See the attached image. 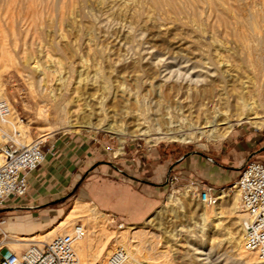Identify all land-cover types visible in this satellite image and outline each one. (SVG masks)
I'll return each instance as SVG.
<instances>
[{"label":"bare ground","instance_id":"bare-ground-1","mask_svg":"<svg viewBox=\"0 0 264 264\" xmlns=\"http://www.w3.org/2000/svg\"><path fill=\"white\" fill-rule=\"evenodd\" d=\"M17 1L20 3V8L18 9H21L22 18L27 25L29 23L25 15L31 11L33 24L36 27L38 25L42 26L45 23L43 22V14L45 11L49 13L52 10L57 12L55 24L59 25L61 21H64L65 25L75 26V23L77 24L76 21L79 20L77 17L82 15L65 14L66 10L69 12L76 6L81 11V8H84L87 2L92 0H57V3L49 5L50 8L45 3L47 1L44 0ZM17 1L16 4L18 5ZM197 1L202 3L200 6H202V10L207 11V14L208 11L211 13V9L214 8L216 11L214 12L213 10V12L216 14L218 11L220 17L224 16L223 10L225 13V9L227 10L228 6L229 9L233 7L231 5L238 6V9L245 8L246 13L243 11L244 14L242 12L239 13L238 10V13L231 16L234 26L231 25L232 29L224 27L220 32L227 34L231 30L234 37L240 40L243 46L248 47V52H251L253 49V47H250L253 44L251 43L253 40L252 36L256 35L258 31L264 30V0H256L254 2L260 8L255 7L253 1L248 0H230L231 2L228 0H113V5L111 6L112 18H121L128 23V26H135V28L137 27L138 30H141L142 34H145L143 33L144 30L148 31L147 40L150 43L156 41L159 44L180 46L185 42L186 37H188L190 40H197L203 44L201 48L205 56L202 55L204 57L190 61L191 59L175 56L165 58L159 54V51L153 57L152 54L146 57L142 55L106 57L100 51L97 57L87 59L82 57L79 48L78 52L80 54L78 56H80L82 68L74 70L73 64L71 63L69 65V69L74 70L76 76L74 80L75 85L71 88L74 89L77 84L81 83L89 91L79 98L81 102L72 104L73 108L66 115L67 120L65 126L83 125L90 129L115 133L120 138V142H122L124 135L128 133L125 132L124 127L122 128V124H124L127 128L133 127L129 130L132 136H143L147 137L148 140H181L190 142L202 136L209 140L223 138L240 121H249L253 125L264 123V119H261L264 115L259 114L257 109H255V103L249 99V92L252 86L246 76L249 74L245 72L246 66L241 63L242 59L239 60L236 54L231 56L230 61L227 57V60L221 58L220 50L223 46V39L218 38L219 31L215 29L217 27H213V22L201 26L198 20H196L198 22H193V20L190 22L188 19H185L184 13L186 14L187 12H194L195 10L201 9H195L198 3L196 4L197 6L194 3ZM12 2L13 0H0V4H3V7H8ZM4 9L6 10L7 8ZM207 14V19H209L210 14ZM200 15L203 16L202 13ZM200 15L197 17H200ZM192 17L190 16V19ZM215 17L216 15L213 18ZM94 18L98 21L97 17L94 16ZM58 28L56 26L50 36L48 35L51 42L57 46L59 52H63L62 54L64 52L66 53L65 50L76 53L77 51L72 46L73 40L82 43L81 37L83 36H74L66 33L61 34ZM36 30L37 28H35ZM207 31H209V35L206 34ZM35 35H37V38L47 36L43 31L38 30ZM45 39L49 40L48 38ZM114 40L116 39L114 38ZM259 43L260 45L264 44V34L262 33L259 35ZM143 48V46L137 44L129 49L140 51ZM254 48L256 49V47ZM251 57H255V60L251 61ZM251 57L248 59L249 62H246H248V65H251L250 67H256L254 71L252 68L249 70L250 73L251 69L255 73V69L258 67L259 54H254ZM7 60L11 59L9 58ZM260 62L261 60L259 64ZM14 64L20 73L25 71L29 72L31 68L33 69L36 66L35 64L30 65V62L23 61ZM259 67L262 70L261 66ZM81 71L86 72L84 77H81ZM248 76L251 78L250 75ZM147 77H150V79ZM251 81L254 83L253 80ZM142 90L151 91L152 96L149 98L144 97L145 95L143 96L141 93ZM182 93L189 94V98L187 99L183 96L185 99L184 103L181 100ZM0 98L5 99L4 85L1 79ZM163 101L166 103L173 102L174 105H179V113L175 111L180 115V121L177 124L172 125V122L176 121L173 120L172 114H168L165 117L160 113L162 110L157 111ZM149 105L152 108L153 106L155 107L153 108V113L148 111ZM84 117L89 118L84 124L77 121ZM92 119L93 121H91ZM180 123L183 125H180ZM54 129L53 127H49L44 134L50 133ZM5 130L12 133L9 137L19 145H27L31 142H26L28 137L27 127L21 124L17 112L11 109V105L9 115L0 118V131ZM121 146L120 143L117 151L121 149ZM1 161L0 157V164ZM186 186L180 195L192 194V189H194L193 185ZM223 196L222 192L218 194V202L215 205L203 204L197 214L198 220H191L190 223L180 225L175 230L163 228L165 225H162L163 223L158 226L155 224L158 227V232H160L158 234L130 224L125 226L119 225L118 231L116 230L117 232L114 233L104 226L103 222L105 220L103 221V213L96 216L94 206L89 207V204L85 201L74 200L61 220L43 233L40 240H46L53 233L56 235H60L63 232H66L63 234L71 233L73 227L78 224L81 225L84 233L73 242L77 264H105V262L107 264V257L111 249H108L106 252L108 254L106 260H104L102 254L104 253L106 242L110 237H113L111 247L120 246L126 250L128 254L126 264H143L142 259L145 264H171L168 250H159L157 246L160 239L167 243L166 245L170 247L169 250L174 253V258L180 259V261H184L190 256L187 250L181 253L178 246L182 245L181 241L190 244L194 259L192 262L188 261L187 264H190V262L191 264L193 262L198 264H217L213 257L217 252L214 249V245L224 244L229 247L231 252V260L228 264H264V258H261L256 251L248 250L244 247L243 221L245 213L241 209L239 211L234 208L233 200H235V197H232V201H230L229 199H224ZM165 199V204L168 206L176 205L183 207L182 199L176 195L169 194ZM223 201L231 205L229 213L234 214L233 217L236 218L232 222L241 223L239 229L224 226L223 218H226V216L222 209ZM75 217H82L83 222H87L89 226L84 229V225L77 222L75 224L73 223L71 229H69L68 226ZM218 236L219 238H217ZM190 237H194L195 240L191 241ZM208 238L210 239V243L207 242ZM19 239L26 241L27 237H20ZM14 243L8 242L7 245H17ZM26 244L25 242L22 245ZM20 253L15 254L19 255Z\"/></svg>","mask_w":264,"mask_h":264},{"label":"rangeland","instance_id":"rangeland-1","mask_svg":"<svg viewBox=\"0 0 264 264\" xmlns=\"http://www.w3.org/2000/svg\"><path fill=\"white\" fill-rule=\"evenodd\" d=\"M16 1L17 0H13L11 5H9L8 7L5 6L3 7V4H0V79L4 85L5 99L11 105V109H14L17 112V116L19 117L21 124L27 127L28 137L26 142L29 143L34 139H41L45 142L47 138H52V137L55 138L80 137L81 139L85 140V142L89 143V145L92 146L93 149H95V152L100 153L98 154V157L101 158H98L99 160H97V162L90 164L89 168L82 175L78 187L72 192L71 199L64 201V204H62L61 207H63V209L58 213L56 220L54 222L50 223V225L46 226L45 228H42L40 230L34 231L29 234L17 233L13 230L14 228H12V226L11 228H9L10 225L9 227H6L7 226L6 223L0 229L3 231V233H5V235H3L0 232V238H2V244L8 242L21 243L23 241L19 239L20 237L21 238L27 237V240L25 241L27 244L30 243L31 241H49L56 234L55 233L51 234L49 238H46V240H40L42 238L41 237L42 234L48 231L52 226L56 225L61 220L64 214H66L73 200L76 198L77 200L87 202L89 204L88 205L89 207L94 206L95 209L94 212L96 216H99L100 214L103 213L104 214L103 221L105 220L103 222L104 226L106 228H109L114 233L118 231L119 225L125 226L127 224H130V225H135L138 228H142V229L144 228V230L153 232L154 234H158L160 233L158 232V227H157L159 224L162 223H163L162 225L165 224L163 228L167 230H175L178 227H180V225L190 223L191 220L192 221L195 219L198 220L197 214L199 213L203 203L199 201L195 197V195L193 196V194L188 193L185 196L180 195L184 191L185 187H187L185 185L187 184V182L184 184L176 183L173 187L172 186L169 187V189H167L165 193L159 195L144 194L138 191L139 189L138 188L136 192L134 191L136 195L134 201V203H136V209L135 210L130 209L129 206L127 205L129 200H127L126 198H128L129 197L128 194H132L133 191L127 187V182L123 181V180L125 181L127 180L126 177L123 178L122 172L117 170V168L123 170V166L119 164L122 163V160L120 159L130 158L131 156L129 153L131 151H134L135 149H137V154H139L141 152L145 153L146 151H149L153 148H157L159 150L164 149L163 151H166L167 154H170L172 160L178 158L184 152H190L201 156L206 154H213L215 156H212V158L214 160L223 163L224 165L229 164L231 161H233L234 158L235 165H238L235 168V175L237 176L238 175L237 171H239V168L248 158H244V155L242 153H232V157L233 156L234 157L232 158L231 155H229L228 157L227 152H229L231 148V145L229 144L230 139L231 141H234L239 139H247V138L250 139L251 137H259L261 140H264V123H261L260 125H255V124L253 125V123H250L249 121H240L237 124H235L232 127V129L223 138L209 140L206 137L202 136L190 142H184L181 140H156V139L148 140L147 137L132 136L130 135L129 130H131L133 127L127 128L125 127L124 124H122V128L124 127L125 132L128 133L124 135L123 141L120 142V138L115 133H109L104 130L90 129L83 125L65 126V122L67 120L66 115L73 108L72 104H74L75 102H81V99L79 98L85 95L86 92L89 91L81 83L77 84L76 88L74 89L71 88L73 87V85H75L74 80L76 79V76L74 70L75 69L78 70L82 68L80 62V56H78V54L81 53L82 57L87 59L92 57H97L100 51L106 57L138 56V55H142L146 57V56H151V54L153 57L155 56L156 52L160 51L159 54L165 58H170L175 56L178 58L191 59L190 61H193V60H197L199 57L202 58L205 56V53L201 48L203 44H201V42L197 40L194 41L190 40V38L188 37H186L184 42L187 45L183 43L180 46H174V45L170 46L167 44H161V43L159 44V42L156 41L150 43L147 40L148 31L144 30L143 33L145 34H142L141 30H138L137 27L135 28V26H131V25L130 28V26H128V23L122 20L121 18L118 17L116 19L112 18L113 14H112L111 6L113 5V0L88 1L85 7L81 8L83 10V11L81 10L82 12L79 11L76 6H74V8L69 12L68 10H66L65 14L70 13L76 16L78 14L82 15L80 17L79 16L77 17V19L79 20L76 21L77 24L75 23V26L65 25L64 21H61L59 25L55 24L57 12H55L54 10L50 11L49 9L50 11V12L48 11L49 13H46L45 11V13L43 14V22L45 23H43L42 26L38 25L36 27L33 24V20H32L33 15L31 14L32 12L29 11V14L27 12V14L25 15L26 16L25 18L29 23L27 25L25 20L22 18V11L20 12L21 9L20 10L18 9L20 8V3L19 1H17L18 3L17 5ZM44 1H47L45 3H47L48 6L52 5V3H57V0H51V1L44 0ZM228 1L231 2L230 0ZM248 1H253V3L256 2V0L255 1L248 0ZM194 4L195 5L197 4L199 6L198 7L196 5L197 7L195 9L202 7L200 6L202 5L200 1H197ZM253 5L257 8H260L257 5V3H254ZM231 6H233L232 7L233 9L232 8L229 9L228 6L227 8L228 11L225 9V13H224L223 10V15H224L223 17H220L218 11L215 14L214 12L216 10L214 8L211 9V13L210 11H208V14H210L209 19H207L206 16L207 11L202 10V8L198 9L201 11L195 10L194 12H187L186 14L184 13L183 15L185 19H188V21L190 22H192V20L193 22L199 21L198 23H200L201 26H204L209 22L211 23L213 22L212 23L213 27L214 28L217 27L215 29L219 31L218 38L223 39V40L221 39L223 41V46L222 49L220 50L221 58L224 60L225 59L227 60V58H229L228 60L230 61L231 56L233 54H236L239 57V60L242 59L241 63L246 66L245 72L246 73L248 72L249 74L248 73L247 74L251 76V78H249V76L246 75L247 79L249 80L251 86L252 87L254 86V88L251 87V90L249 92V97H250L249 99L255 103L256 106L255 109H257L259 114L264 115V102H262L264 101V47H262L264 46V44L260 45L259 43V35L261 33L264 34V30L258 31L257 34L254 35L256 37L252 36L253 40L251 41V43L253 44L252 46H250L253 47L254 49L251 50L252 53L248 52L249 51L248 47L243 46L240 40L234 37L231 30H229L227 34L220 32V30L224 27L232 29L233 24H232L231 16L235 13H238V10L239 13L242 11L246 13L245 8L238 9L237 8L238 6L236 5H231ZM4 8L7 9L5 10ZM243 12L242 14H244ZM201 13L203 16L200 15ZM197 14L200 15V17H197L198 16ZM44 15H45V19H44ZM185 15L187 16V18ZM189 15L191 17L194 15V17L190 19ZM213 15L214 16L216 15V17L213 18L214 17ZM94 16L98 18V21H96ZM197 18H199L200 20ZM185 19L183 18V20ZM39 26L41 27L39 28ZM56 26L59 27L58 30L61 31V34L66 33L70 35L72 34L74 36H79V35L80 37L83 36L81 37L82 43L73 40L72 46L77 51L76 53H72L70 51L67 52V50H65L66 53L64 52L65 54L64 55L62 54L63 52H59L57 46L53 42H51L48 35L50 36V34L53 32ZM120 26L123 28H121ZM71 27L72 28L75 27V28L72 29ZM35 28H37L38 31H43L47 36L42 38H37V35H35L37 30L35 31ZM76 28L79 31H77ZM207 30L209 29L207 28ZM206 34L209 35V31H207ZM110 36H112V38H110ZM45 38H48L49 40ZM114 38L116 40H114ZM137 44H140L144 48L140 51H133L129 49L130 47L135 46ZM254 47H256V49ZM79 48H80V53L78 52ZM241 49L242 51H240ZM246 54H248L249 56ZM250 54L252 55L259 54V61L261 60L260 64L259 61L257 60L258 70L255 69L256 74L253 72L254 68L256 67L254 66L250 67L251 65L247 64L249 62L248 59H250V57L252 56ZM9 58L11 60H7ZM252 60L254 61L255 57H251V61ZM19 61L30 62V65L35 64L36 66L33 69L31 68L30 69L31 71L29 72L25 71L23 73H20L17 71L16 66L14 64ZM71 63L73 64L74 70L69 69L70 68L69 65ZM6 64H7V68H6ZM259 66H261L262 70L259 69L260 68ZM250 68L253 69V71L251 69V73L249 71ZM38 69L39 71H37ZM81 72H82L81 77H84L86 75V72L83 71ZM147 78L150 79V77ZM251 80H253L254 83ZM62 82L65 83L62 84ZM144 91L145 90L141 91L142 95L143 96L145 95L144 97L149 98L152 96L151 91H145V92ZM188 95L189 94L182 93L181 100L183 101V103L185 102L184 101L185 99L189 98ZM183 96L185 97V99ZM149 106L150 109L148 108V111H151V113H153L154 111L153 108L155 107L153 106L152 108L151 105ZM111 108H115V107H111ZM160 110L164 112L163 113L161 111L160 113L165 117L168 116V114H172L173 120L174 121L176 120L175 122H172V125H175L180 121L179 120L180 115L178 114L179 113L178 104L174 105L173 102L166 103L165 101H163L162 104L159 105L157 111ZM175 111L178 113H176ZM88 119L89 118L84 117L82 119H78L77 121H80L81 124H84V122H86ZM261 119H264V117H262ZM91 121H93V119ZM117 123L119 122L117 121ZM180 125L183 124L180 123ZM47 127L48 128L53 127L55 129L52 130L50 133L44 134L45 131H47L48 129ZM2 132L3 133L5 132V134H3ZM2 132L0 131V144L8 141L10 139L9 135L11 136L12 134L11 132L6 130ZM120 143L122 145L121 149L117 151V149H119L120 147ZM253 159H257V158H253ZM171 166L174 167L175 164L173 163L171 164ZM113 171H116V173ZM176 171L177 170H175L174 172ZM81 191H84L85 193L84 198L76 197ZM169 194H173L174 196L176 195L177 197L182 199L183 207L179 206L180 207L179 208L176 205H170V206L166 205L165 198ZM222 195H224L223 196L224 199L227 200L229 199L230 201H232L231 200L232 197L233 198L235 197V200H233L234 201L233 204L235 205L234 208L240 211L239 203H238V193L235 189H231V190L225 189ZM112 197H114V200H116V198H119L121 202L122 200H124V203L122 202L123 204H120V209L114 210L112 208H107L105 202L108 200L111 201ZM230 206L231 205L228 202H224V201L222 202V209L224 211V215L226 216V218H223L224 226L230 228L234 227L235 229L236 228L239 229L241 223L239 224L238 222H232L236 220V218L233 217L234 214L229 213ZM2 210L3 209H0V211ZM7 221L8 222L14 221V219L12 218ZM77 222L83 224L84 229L87 228V226H89L87 222H83L82 217H75L74 219L71 220V224H69L68 228L71 229L73 223L75 224ZM11 231L13 233H11ZM7 233L8 236L6 235ZM190 238L191 241L195 240L194 237H190ZM217 238H219V236ZM112 241H113V237L112 238L110 237L106 242L104 248L105 254L104 253L102 254L104 260H106V257L108 255L106 254L107 250L113 248L111 247ZM207 242L210 243L209 238L207 239ZM27 244L20 246L11 245L10 248L13 252L20 253L27 247ZM166 244L167 243H165L163 240L160 239L157 246L159 250H168V256L173 264H187L188 261L192 262V260L194 259V257H192L194 254L192 253L190 244L181 241V244L183 246L182 245L178 246V248L181 250V253H183V251L185 250L189 252L190 257L185 259L184 261H180V259H175L174 253H172L169 250L170 247L167 246ZM214 247H215L214 249H216L217 252L215 251L216 254H214L213 257L215 258L217 264H228V262L231 260L230 258L231 252L229 247L226 244L217 245V246L214 245ZM142 263L145 264L143 262V259H142ZM163 264H167V263H163ZM192 264H198V263L193 262Z\"/></svg>","mask_w":264,"mask_h":264},{"label":"crops","instance_id":"crops-1","mask_svg":"<svg viewBox=\"0 0 264 264\" xmlns=\"http://www.w3.org/2000/svg\"><path fill=\"white\" fill-rule=\"evenodd\" d=\"M229 144L231 148L227 152L228 157L229 155L232 157V153H242L244 158H257L264 161V140L259 137L234 141L230 139ZM42 148L45 152L42 163L37 169L27 174L29 183L27 193L22 197L8 198L3 210L0 211V219H3L1 228L7 223L6 227L12 226L15 232L29 234L50 225L63 209L61 206L64 201L71 199L72 192L78 187L82 175L90 164L101 158L98 157L100 153L95 152V149L80 137L47 138ZM163 150L153 148L145 153L137 154L135 149L129 153L130 158L120 159L122 163L119 164L123 166V170L119 168L117 170L122 172L123 178L126 177V181L122 180L127 182V187L133 191L126 198L129 200L127 205L130 209H136L134 201L138 188V191L144 194L159 195L176 183L187 182L185 185H188L191 181H200L220 187L230 183L236 177L235 168L238 165H235L234 156L233 161L224 165L213 158V161L207 159V156H215L213 154L201 156L184 152L172 160L170 154ZM173 163L174 167L171 166ZM175 170L177 171L174 172ZM113 172L116 173V171ZM172 172L177 178L169 181L168 176ZM84 196V191H81L76 197L84 198ZM120 202L119 198L114 200L112 197V200L106 201L105 204L107 208L118 210L124 200H122L123 203ZM12 218L14 221H7ZM6 235L8 236V233ZM5 244L0 250V253L4 255L11 250L10 246ZM14 244L20 246L25 244V241Z\"/></svg>","mask_w":264,"mask_h":264},{"label":"built area","instance_id":"built-area-1","mask_svg":"<svg viewBox=\"0 0 264 264\" xmlns=\"http://www.w3.org/2000/svg\"><path fill=\"white\" fill-rule=\"evenodd\" d=\"M9 113V102L0 98V118ZM43 143L41 139H34L27 145H19L10 138L0 144V209L4 208L8 198L27 193V174L37 169L44 159ZM207 159L213 161L210 156ZM176 178L173 173L168 176L169 181ZM188 185H193L192 194L206 205H215L218 194L225 189H235L239 195V208L245 213L244 247L264 258V161L247 159L236 178L220 187L200 181H191ZM2 221L1 218L0 224ZM0 232L4 235L2 230ZM83 233V228L77 224L71 233L56 235L49 241H31L19 255L12 250L6 255L0 253V264H77L73 242ZM2 247L0 238V250ZM127 259L126 250L116 246L111 249L107 264H126Z\"/></svg>","mask_w":264,"mask_h":264}]
</instances>
